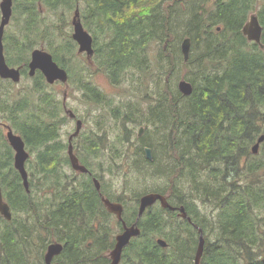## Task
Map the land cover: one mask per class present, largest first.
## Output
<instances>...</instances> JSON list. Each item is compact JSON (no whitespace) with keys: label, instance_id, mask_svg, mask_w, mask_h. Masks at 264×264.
Returning a JSON list of instances; mask_svg holds the SVG:
<instances>
[{"label":"trees","instance_id":"trees-1","mask_svg":"<svg viewBox=\"0 0 264 264\" xmlns=\"http://www.w3.org/2000/svg\"><path fill=\"white\" fill-rule=\"evenodd\" d=\"M44 10L54 19L47 22ZM75 11L93 38L94 54L90 60L84 57V67L75 60L84 54L77 53L71 38L69 15ZM250 12L262 27L264 46V0H12L3 34L8 66L21 67L27 75L30 51L43 45L94 106L112 105L89 82L94 73L104 74L113 86L127 73L140 78L136 85L142 94L111 108L115 119L146 126L136 137L130 170L147 181L159 180L144 187L142 195H164L171 206H183L192 223L155 203L139 218L140 234L123 248L119 264H194L198 229L204 239L200 264H264V141L256 154L251 151L264 135V48L241 32ZM185 38L190 53L183 62L180 44ZM151 49H157L156 55ZM11 50L17 52L13 57ZM179 66L192 86L189 96L177 90ZM32 79L33 108L30 98L9 104L6 93L0 94V121L22 138L29 154L36 153L34 166L25 162L27 193L13 167V150L0 137V188L12 215L10 221L0 216V264H45L44 252L52 242L61 243L63 250L51 264H107L121 222L132 225L138 209L112 201L101 186L105 198L123 207L118 221L101 202L93 171L78 156L91 174L75 175L88 181L80 184L63 174L61 167L69 162L59 154L67 145L50 126L56 98L42 96L50 85L39 71ZM45 121L48 127L42 128ZM86 139L80 143L83 152L97 156L95 143ZM48 182L63 189L47 193ZM138 199L133 200L137 205ZM199 205L209 207L208 212ZM92 217L103 221L92 226ZM109 220L115 221L113 230Z\"/></svg>","mask_w":264,"mask_h":264},{"label":"rangeland","instance_id":"rangeland-1","mask_svg":"<svg viewBox=\"0 0 264 264\" xmlns=\"http://www.w3.org/2000/svg\"><path fill=\"white\" fill-rule=\"evenodd\" d=\"M210 7L211 5L209 3L208 8ZM253 13L254 12H250L248 17ZM72 16L73 13L69 15L70 21ZM43 17H46L47 22H49L51 19H54L51 16V14L47 12V10H44ZM14 25L15 24L13 22L10 28H14ZM40 47L41 45L38 44L34 48H40ZM16 53L17 52L14 50H11L10 52L12 57ZM156 53H157V49L150 50L151 55H156ZM25 55L28 58L29 52L27 51ZM84 57L85 55H79L75 59V60H79L78 62L80 63L83 62V67L85 65ZM184 72L185 71L183 67L179 66L178 77L175 80L176 86L177 83L181 79H183L182 76ZM88 76H90V74H88L87 77ZM132 80H136V82L134 83L132 82ZM139 80L140 78L138 77L135 78L134 75H131V73H127L124 75L123 82H121L119 85L113 86L109 83V80L106 78L104 74L94 73L92 81L89 82L93 84L95 83L98 89L107 98L112 100L111 106H96V105L94 106L93 104H87L82 96L81 91L77 90L75 81L72 79L68 81L67 86L63 84H57L52 86L50 85L45 89V92L42 93V96H44V94H47L49 96H52L53 99L57 98L60 103V107H61L62 99H64L67 108L72 110L77 115V119L80 121L81 124L80 126L81 132L79 134L81 136L77 137L72 141L73 151L75 155L78 156L81 160L84 159L86 161L85 163H87L90 169L93 171V177H95L99 181L100 187L102 186V188L105 191V194H107L111 199H113L112 201H119L123 203L125 207L136 208V210L138 209V205L136 202H133V200L138 199L142 196L144 187L146 186L152 187L153 185L159 184L160 181L159 180L147 181L145 180V176L142 177L139 174H136L135 172H131L130 170L131 162L129 161V157L132 155V152L137 146V141H136L137 131L138 128L142 126L139 125L132 126L126 121L122 122L121 119L119 118L115 119L112 116L111 108L112 107L116 108L117 106L120 105L119 104L120 102H125L129 99H132L133 95L140 96L142 94V90L140 89V87L139 89H137V85H136V83H138ZM10 82L11 81L5 83L0 88V94L6 93L4 99L6 101L9 100V104H12L15 102H20L22 96L26 99L30 98L28 100L29 108H33L36 102L35 89H32L35 88L34 86L35 82L33 81V79L27 75H23V77L20 78L19 82L17 83H12V82L10 83ZM27 91L28 92L31 91L32 94L26 93ZM64 94H65V98H64ZM62 118L65 121L64 124L62 125V128L59 130L60 133L59 139L61 140V143H63L66 146L68 137L75 131L76 128L75 121L77 120H71L68 117V115L65 114L64 111L62 113ZM55 119H60V118L56 117ZM5 132L6 130L0 127V137L2 139H4L5 137ZM86 138H88L91 142L95 143L96 147L98 148L97 156L91 157L83 152L80 143L82 144V141H84V139ZM35 154L36 153L30 154L29 160L31 161V163L28 164V167L34 166L35 164L34 158L36 156ZM124 154H125V158L123 157ZM169 156L174 157L173 153H170L168 157ZM59 157L62 161L63 159L67 158L66 148L60 152ZM61 168H63L64 175L69 176L70 178L73 177L74 179L80 181L81 182L80 184L88 181L86 177L75 175L79 173L74 172L70 164L68 165L63 164ZM148 169H151V167H148ZM182 181H186V180H182ZM64 182L65 181H62L61 185H63ZM41 183L42 181H40V184ZM45 187L46 188L43 190L47 193L49 192L56 193L58 192V190L63 189L62 186L59 187L58 185H52L49 184V182L46 184ZM165 191H167L166 193L170 192L169 182L166 185ZM40 194L42 193L40 192ZM199 206L202 211L208 212L209 207H205L202 205ZM44 221H45V217L43 218L42 222ZM102 221L103 220L101 218L99 219L97 217H92L91 225L94 226L96 223L101 224ZM109 227L110 230H113L114 227L116 228V224L114 220H109ZM117 234L118 233L116 232L115 236ZM153 238L158 239L160 237L155 235ZM44 242L47 241L46 240L41 241L40 244ZM39 250H40V245H38V252Z\"/></svg>","mask_w":264,"mask_h":264},{"label":"water","instance_id":"water-1","mask_svg":"<svg viewBox=\"0 0 264 264\" xmlns=\"http://www.w3.org/2000/svg\"><path fill=\"white\" fill-rule=\"evenodd\" d=\"M12 15V0H0V77L3 79H9L14 83H17L20 80V67H10L7 65L4 57L3 50V34L5 27L8 25L10 18ZM71 27L72 34L71 38L77 45V53L84 54L87 60H90L94 54L93 48V38L89 32H87L79 18V14L77 11L74 12L71 19ZM242 34L246 37L249 42H254L258 44L261 48L264 46L261 44V34L262 27L258 21V18L255 14L249 16L248 21L243 25L241 29ZM180 52L183 57V62H186L189 58L190 53V39L185 38L182 40L180 44ZM38 70L43 75L46 83L53 84L56 81L61 82L62 84L67 86L68 74L65 69L61 68L52 58V56L43 49H34L30 55V61L28 63V75L33 76L35 71ZM177 90L183 96H189L192 92L191 84L185 79H181L177 83ZM65 98V94H64ZM66 113L70 115V117L74 116V113L71 110H67ZM80 121H76L75 131L69 136L68 139V158L71 168L74 172H78L81 174H91L88 169L81 165L77 159V157L73 153V147L71 144V140L78 135L80 132ZM6 129V140L9 146L13 150V167L16 169L20 178L22 180V185L25 191L29 192L28 185V175L25 168V162L29 157V153L26 151L24 142L22 138L15 134L13 130L8 126H4ZM144 129L146 126H142L138 128L137 138L142 136L144 133ZM264 141V135H261L257 138L256 142L251 148L253 154L258 152V148L260 143ZM145 158L148 161L152 160L151 150L148 147L144 148ZM94 187L96 191L100 195L101 202L103 203L106 210L114 214L117 220H122V210L123 207L119 203L111 202L107 198H105L100 193V183L96 178L92 179ZM159 203L161 208L167 209L169 211H177V215L182 219H187L190 221V218L187 216L183 207H172L166 197L159 193H145L143 194L138 201V211L137 217L134 223L130 226H127L124 222L122 223V231L115 236V244L113 248L108 252L110 261L107 264H119L121 259V253L123 248L128 245L130 239L133 237H137L140 234V230L137 226V222L145 210L155 203ZM0 216L5 220H11V211L8 204L3 200L1 188H0ZM200 235L198 237V245L194 255V264H200L201 256L203 252L204 239L202 235L201 229H198ZM157 244L161 247H165L166 243L161 238L156 240ZM63 250V245L58 242H52L47 245L45 253H44V263L51 264L54 257L58 256Z\"/></svg>","mask_w":264,"mask_h":264},{"label":"flooded vegetation","instance_id":"flooded-vegetation-1","mask_svg":"<svg viewBox=\"0 0 264 264\" xmlns=\"http://www.w3.org/2000/svg\"><path fill=\"white\" fill-rule=\"evenodd\" d=\"M253 14H255V13H253ZM252 15V14H251ZM256 15V14H255ZM248 21V20H247ZM246 21V22H247ZM34 49H36V48H34ZM34 49H32L31 50V52L34 50ZM37 49H43V50H45L44 49V47H43V45H41V47L40 48H37ZM31 52H30V55H31ZM29 61H30V58H29ZM29 63V62H28ZM27 76H29L28 75V64H27ZM37 72H38V70H36L35 71V73H34V75L33 76H29V77H31V78H33L36 74H37ZM40 72V71H39ZM41 73V72H40ZM23 73H22V69H21V67H20V78H22L23 77ZM45 80V79H44ZM8 81H11V80H9V79H3V78H1L0 77V87L1 86H3L5 83H8ZM20 81V80H19ZM18 81V82H19ZM12 82V81H11ZM46 82V81H45ZM12 83H14V82H12ZM48 84V83H47ZM57 84H62L61 82H59V81H56V82H54L53 84H48V85H57ZM64 85V84H63ZM64 92V91H63ZM55 108H56V111H57V114H53L54 115V117H57V118H60V119H55L54 118V120H53V123H50V126H53V127H55V128H57L58 129V133H59V130L62 128V125L64 124V119L62 118V113H63V111L65 112V114H67L68 115V117L71 119V120H78L77 119V115L74 113V116H72V117H70V115L68 114V113H66V111L67 110H70V109H68L67 108V106H66V104H65V102H64V99H62V102H61V107H60V103H59V101H58V99L56 98V105H55ZM76 122V121H75ZM48 122L47 121H45L44 122V124L42 125V128H46V127H48ZM5 125H7V124H5L4 122H2V121H0V127H2L3 129H5ZM6 130V129H5ZM80 132H81V129H80ZM80 132L78 133V135L76 136V137H74L72 140H71V144H72V141L74 140V139H76L78 136H80L79 134H80ZM5 134H6V132H5ZM60 134V133H59ZM68 139H69V137H68ZM67 150H68V141H67V149H66V152H67ZM68 153V152H67ZM73 153H74V151H73ZM74 155H75V153H74ZM76 156V155H75ZM77 157V156H76ZM29 159H30V154H29V157H28V159L26 160V161H29ZM67 159H68V162H69V158H68V154H67ZM77 159H78V161H79V158L77 157ZM80 163V162H79ZM70 164V163H69ZM189 217V216H188ZM190 218V217H189ZM187 220V219H186ZM188 221V220H187ZM189 223H192V221H191V218H190V221H188ZM196 227V226H195Z\"/></svg>","mask_w":264,"mask_h":264},{"label":"bare ground","instance_id":"bare-ground-1","mask_svg":"<svg viewBox=\"0 0 264 264\" xmlns=\"http://www.w3.org/2000/svg\"><path fill=\"white\" fill-rule=\"evenodd\" d=\"M144 126V125H143ZM161 207V206H160ZM173 207V206H172ZM183 207V206H182Z\"/></svg>","mask_w":264,"mask_h":264}]
</instances>
